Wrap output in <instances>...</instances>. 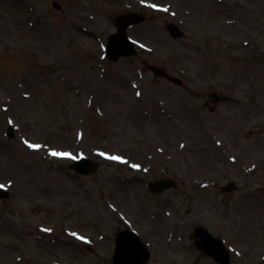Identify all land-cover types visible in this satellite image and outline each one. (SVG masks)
<instances>
[{
	"label": "rangeland",
	"instance_id": "obj_1",
	"mask_svg": "<svg viewBox=\"0 0 264 264\" xmlns=\"http://www.w3.org/2000/svg\"><path fill=\"white\" fill-rule=\"evenodd\" d=\"M207 1L0 0V264H111L121 228L147 264H218L197 226L230 264H264V0ZM207 9L211 40L195 27ZM137 11L135 54L108 61L114 17ZM79 155L93 173L68 168ZM167 176L176 187L148 189ZM227 181L237 186L222 192Z\"/></svg>",
	"mask_w": 264,
	"mask_h": 264
},
{
	"label": "water",
	"instance_id": "obj_2",
	"mask_svg": "<svg viewBox=\"0 0 264 264\" xmlns=\"http://www.w3.org/2000/svg\"><path fill=\"white\" fill-rule=\"evenodd\" d=\"M142 20H144V17L137 13L122 14L116 18L115 25L118 27V33L110 35L106 47V54L109 59L116 60L121 55L126 56L134 53L133 45L127 38L125 29L128 25H133ZM168 29L173 37L180 35V32L173 24H169ZM150 68L157 75L164 74L160 68ZM73 166L85 174L94 169L92 161L84 157L77 160ZM173 184L168 179L159 180L151 183V188L153 191H159L171 187ZM232 188H234V184L229 182L224 187V190H230ZM6 196L7 194L0 189V197ZM194 234L196 245L202 252L206 255H211L220 264H229L230 253L221 240L213 237L208 231L202 228H196ZM148 257V251L133 232L121 231L117 234L116 249L112 264H145Z\"/></svg>",
	"mask_w": 264,
	"mask_h": 264
},
{
	"label": "flooded vegetation",
	"instance_id": "obj_3",
	"mask_svg": "<svg viewBox=\"0 0 264 264\" xmlns=\"http://www.w3.org/2000/svg\"><path fill=\"white\" fill-rule=\"evenodd\" d=\"M205 12L206 13L195 11L197 19L199 17L203 19L202 23L201 24L196 23L195 27L197 30L201 29L205 33V38L211 40L212 38H214V34H215V28L213 26L215 25L214 21L217 15H215L214 11H211L210 9H207ZM239 45L243 46V48L249 50L252 53V48H251L253 45L252 42L247 41L246 39L240 42Z\"/></svg>",
	"mask_w": 264,
	"mask_h": 264
},
{
	"label": "snow or ice",
	"instance_id": "obj_4",
	"mask_svg": "<svg viewBox=\"0 0 264 264\" xmlns=\"http://www.w3.org/2000/svg\"><path fill=\"white\" fill-rule=\"evenodd\" d=\"M166 10V9H165ZM137 95H139V93H137ZM28 147L30 148H39V145H33V144H29ZM50 155H53V156H60V155H67L66 153H57V152H52L50 153ZM103 155V154H101ZM109 159H119V157H109ZM133 167H137L136 165H133ZM4 186L3 185H0V188H3ZM47 231V230H46ZM73 235H75V233H73Z\"/></svg>",
	"mask_w": 264,
	"mask_h": 264
}]
</instances>
